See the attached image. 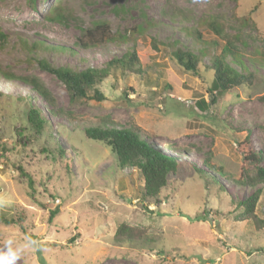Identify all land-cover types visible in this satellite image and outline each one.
<instances>
[{
    "label": "rangeland",
    "instance_id": "374dc122",
    "mask_svg": "<svg viewBox=\"0 0 264 264\" xmlns=\"http://www.w3.org/2000/svg\"><path fill=\"white\" fill-rule=\"evenodd\" d=\"M58 5L62 21L48 17ZM253 7L254 25H241L235 17ZM217 13L228 33L239 30L245 39L239 47L255 79L202 110L195 101L209 99L206 84L177 65L161 42L176 39L182 47L199 48L201 42L184 29ZM97 19L108 20L113 33L132 34L143 73L110 74L97 84L102 100L72 101L61 81L33 58L52 66L99 67L132 45L129 39L78 46L80 28ZM0 32V215L19 204L28 219L25 229L0 219V257L11 250L12 264H264V225L255 227L237 206L261 187L254 215L264 220V183L252 188L238 182V143L246 135L264 167V64L249 59H264V0H0ZM200 32L205 39L211 35ZM150 38L158 40V49ZM38 40L75 52L28 50ZM1 71L38 77L54 104ZM27 102L49 123L38 138L23 129ZM101 119L154 132L149 142L156 150L182 162L158 196H143L139 172L117 167L109 145L84 136V127ZM208 154L227 176L204 167ZM17 165L32 178L33 190ZM54 208L59 213L49 221ZM120 223L145 228L152 241L116 242Z\"/></svg>",
    "mask_w": 264,
    "mask_h": 264
},
{
    "label": "trees",
    "instance_id": "16d2710c",
    "mask_svg": "<svg viewBox=\"0 0 264 264\" xmlns=\"http://www.w3.org/2000/svg\"><path fill=\"white\" fill-rule=\"evenodd\" d=\"M254 8L241 16L235 17V19L241 25L250 24L253 26L254 22L251 18V13ZM48 17L58 21L66 18L62 13V7L59 5L51 7ZM225 21V17L217 13L208 15L200 24L189 28L186 27L187 29H184L185 33L201 42L202 45L197 49L182 47L178 45L176 39L161 42L163 46L169 48L168 54L177 65L183 68V70L199 76L206 84L205 93L209 99L206 100L200 97L195 101V104L202 110L216 104L226 91L237 89L244 85H252L255 79V72L247 69L243 58V49L239 47V45H245V39L240 35L239 30L235 33H228L225 30ZM202 28H205L211 34L206 39L202 38L200 32ZM131 36V33L128 36L126 34L113 33L108 20L97 19L90 26L80 28V34L77 40L78 46L83 49H88L106 42H128L129 39L132 40V45L126 48L120 55L110 58L99 67L87 66L77 69L76 67L68 65L52 66L44 57L40 59L33 58V60L41 68L53 73L61 81L72 101L83 99L102 100L104 96L97 87V84L108 75H116L117 72L119 74L128 72L137 75L143 73V63L136 49L137 42ZM0 37H4L1 32ZM150 44L154 49H158L159 42L155 38H150ZM26 47L30 51L39 49L53 50L56 48L60 52L68 50L71 54L75 52L73 49L63 46H46L41 40L34 41ZM206 53H210V56L208 62L204 63L203 57ZM79 59L81 61L85 60L82 57ZM249 59L253 63L264 64L262 56L251 55ZM28 61L30 60L28 59ZM1 74L2 77L8 80H21L27 83L47 103H50V105L54 104L51 93L38 77L33 75L18 76L9 71H1ZM25 109L24 117L26 126L23 129L28 132L27 136L29 138H38L43 132L47 131L49 123L41 115L39 109L35 108L29 102L25 103ZM50 112L60 113L59 110H50ZM83 134L86 138L98 140L109 145L117 167L121 169L132 167L139 172L142 178L141 190L143 196H158L161 190L166 187L169 180L177 175L182 166V162H179L177 158L159 152L153 146V144H156L149 142V138L155 136L154 132L141 129L133 124L123 126L101 119L96 126L84 127ZM247 136L238 143V150L241 152V161L239 164L241 177L238 179V182L254 188L264 183V167L259 165L263 155H261L260 151H255L248 146ZM3 150L6 151V147H3ZM59 153L61 152L59 151ZM202 163L213 175L222 174L227 176L223 171V167L220 166L221 164L216 166L211 162L210 154L203 158ZM66 166H69V164ZM17 168L26 178L27 187L33 190L32 178L24 172L21 165H17ZM195 170L198 172V175H201L199 170ZM261 193L262 188L257 187L252 193L237 201L239 213L244 216L249 215L253 217L255 227L264 225V220H259L254 215ZM48 213V220L51 221L59 213L58 208L49 210ZM0 219L6 224H15L23 229L26 228L28 220L24 207L19 204L13 206L10 215H0ZM113 237L116 242L152 241V238L147 236L145 228L127 223H120L116 227ZM70 240L73 241V238ZM160 252L165 253L164 250Z\"/></svg>",
    "mask_w": 264,
    "mask_h": 264
},
{
    "label": "clouds",
    "instance_id": "9594fccd",
    "mask_svg": "<svg viewBox=\"0 0 264 264\" xmlns=\"http://www.w3.org/2000/svg\"><path fill=\"white\" fill-rule=\"evenodd\" d=\"M14 259H15V255L11 252V250H9L8 256L0 257V264H12V261Z\"/></svg>",
    "mask_w": 264,
    "mask_h": 264
}]
</instances>
